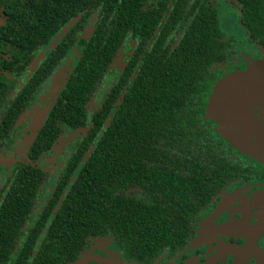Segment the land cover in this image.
<instances>
[{
  "label": "trees",
  "instance_id": "16d2710c",
  "mask_svg": "<svg viewBox=\"0 0 264 264\" xmlns=\"http://www.w3.org/2000/svg\"><path fill=\"white\" fill-rule=\"evenodd\" d=\"M8 1L0 0V5ZM30 1L39 5L52 3ZM128 5V9H122L118 0H94L99 16L95 38L80 49L75 73L61 90L57 108L60 114L55 113L45 125L31 149V157L35 159L44 147H50L57 136L55 131H59L57 119L77 126L84 124L82 119L92 118L86 105L102 79L113 74L111 62L121 45L134 50L127 68L133 80L127 82L125 99L116 103L122 96L121 77L104 110L94 116L90 134L96 142L95 150L88 153L60 212L55 213L56 222H48L49 229L39 247L35 246L34 235L37 227L44 225L42 215L35 216L31 204L25 202V215L16 219L23 208L7 201L4 211L10 221L23 224L30 220L32 237L21 225L0 216V264H66L79 257L89 235L100 234L105 228L122 236L129 256L149 262L157 251L178 242L174 236L187 222L179 216L186 212L189 218L195 215L194 194L201 192L207 200L216 188L210 184V176L203 173L228 164L226 143L220 142L202 117L191 111L192 101L198 97L194 93L211 87L214 62L227 56L217 10L207 0H174L165 21L164 10L150 17L145 10L136 9V0ZM18 13L15 27L22 24L23 14ZM69 19L64 18L61 24L46 19L50 34ZM46 24L40 26L46 28ZM105 24L109 27L104 29L106 35L101 33ZM50 132L53 136L49 138ZM87 148V144H81L70 165L79 164ZM173 171H180V175H172ZM68 180V176L62 184L57 180V197ZM171 180L179 183L171 187ZM46 181H51L47 173L24 166L18 184L33 196ZM157 181L162 185L158 186ZM156 189L163 193V200L155 194ZM153 195L155 201L158 198L156 202ZM57 203L53 195L50 209ZM170 216L184 224L170 226Z\"/></svg>",
  "mask_w": 264,
  "mask_h": 264
},
{
  "label": "flooded vegetation",
  "instance_id": "af4514ba",
  "mask_svg": "<svg viewBox=\"0 0 264 264\" xmlns=\"http://www.w3.org/2000/svg\"><path fill=\"white\" fill-rule=\"evenodd\" d=\"M130 1L118 0L122 9H128ZM173 1L136 0L135 6L139 12L150 13V17L156 11L164 10L166 21L172 12ZM8 3L0 5V216L6 217L13 225H21L31 238L30 220H24L23 224L10 221L4 211L7 201L12 206L20 205L23 210L16 214V219H20L25 215V202L30 203L31 212L35 216L42 215L41 222L44 223L35 230V246L39 247L49 229L48 222H56V214L72 189L73 180L78 178L88 153L95 150L96 142L90 134L94 116L104 110L103 106L113 95V88L121 77L122 96L116 103H123L125 99L127 82L133 78L127 75V68L134 50L123 45L118 48L110 66L113 74L102 79L86 105L92 118L82 119L84 124L77 126L68 121L63 124L57 119V136L54 135L50 147H44L34 159L31 149L37 144L45 125L53 120L55 113L60 114L57 108L62 99L61 90L75 73L80 49L94 40L99 16L97 18L94 0H52L48 5L30 0H9ZM207 3L217 10L220 38L226 44L227 56L214 62V73L209 82L211 87L194 93L198 97L192 101L191 111L202 117L206 127L220 142L226 143L228 164L222 169L203 173L214 179L209 178V181L216 188L209 193L210 196L207 195V200L202 198L201 192L194 194V217L189 218L188 212L179 216L180 220L187 219L185 224L170 216V226L184 224V228L174 236L178 242L157 251L151 261L133 259L122 244V236L105 228L100 234L89 235L79 257L66 264H264V156H259L260 159L244 154L240 149L243 142L226 137L224 130L229 134L230 128L223 124V121H231L235 123L233 129L241 131V139L249 137L255 145L264 143V90L242 94V99L230 102L227 97L223 100L224 107L212 106L215 87L229 76L244 74L257 66L261 74L255 71L264 78V0H207ZM223 6L237 12L238 16L233 11L235 18L230 20L234 18L235 25L241 28L238 36L223 31L220 22V7ZM18 12H22L23 19L22 24L15 27L13 25L19 23ZM67 17L70 18L67 23L50 34L46 19L61 24ZM230 20L226 21L227 25ZM78 22L81 23L78 25ZM42 24H46V28L41 27ZM104 29H109L108 24L101 32L106 35ZM62 53L65 55L60 58ZM221 100L222 97L217 98V102ZM50 136H53L52 132ZM81 144L88 145L83 159L79 164L70 165ZM24 166L47 173L51 180L44 182L33 196L18 184ZM171 174L180 175V171ZM67 176L69 183L57 197L55 184L57 180L62 184ZM168 183L173 187L179 181ZM156 184L162 185L160 181ZM27 188L33 190L30 185ZM52 194L58 203L50 209ZM155 194L164 199L159 189ZM174 200L171 199V205L175 204ZM156 201L153 195V202Z\"/></svg>",
  "mask_w": 264,
  "mask_h": 264
},
{
  "label": "rangeland",
  "instance_id": "374dc122",
  "mask_svg": "<svg viewBox=\"0 0 264 264\" xmlns=\"http://www.w3.org/2000/svg\"><path fill=\"white\" fill-rule=\"evenodd\" d=\"M233 11L231 9H229L228 7H225V6L220 7V22H221L223 31L226 34L233 35V36H238L241 33V28H239L238 26L235 25V22H234L235 15H234V13H236L237 16H238V14H237L236 11H234V13H233ZM230 14H233L234 16H231ZM232 17H234V18L232 20H230ZM228 20H230V21H229V23L227 25L226 21H228ZM235 28H237L236 32H235ZM230 31H233V32H230ZM255 70L260 72V74H261V69L259 67H257V66L253 67V69L250 70L249 72H252V71H255ZM249 72H246V73H249ZM229 102H230V100H229ZM224 103L225 102L223 100H221V101L217 102V104H215V107H218V106H223L224 107ZM223 124L226 127L230 128V130H229V134L230 135L228 134V131H226V129L224 130V135L226 137L230 136L234 140H239V141L243 142L240 149H242L244 154H246L248 156H252V157H258V158H260L259 156H261V157L264 156V143H260V145H258V144L255 145V144H253L252 141H249V137L241 139L239 137V134H240L241 131L240 130L237 131V130L233 129L235 127V123L232 124L231 121H228V120L223 121ZM230 137H229V139H231ZM42 160L43 159H41L40 161H42ZM94 261H96V260H94Z\"/></svg>",
  "mask_w": 264,
  "mask_h": 264
},
{
  "label": "water",
  "instance_id": "95a60500",
  "mask_svg": "<svg viewBox=\"0 0 264 264\" xmlns=\"http://www.w3.org/2000/svg\"><path fill=\"white\" fill-rule=\"evenodd\" d=\"M263 86L264 78H261L256 71L245 74H235L224 79L215 87L214 97H222V100H226V98L228 97V100L230 101H234L237 99L240 100L244 96L242 94H251L254 92L263 91ZM237 95L240 96L238 97ZM212 106H214V104H212ZM225 108H227L226 105Z\"/></svg>",
  "mask_w": 264,
  "mask_h": 264
},
{
  "label": "snow or ice",
  "instance_id": "6c2138e0",
  "mask_svg": "<svg viewBox=\"0 0 264 264\" xmlns=\"http://www.w3.org/2000/svg\"><path fill=\"white\" fill-rule=\"evenodd\" d=\"M216 103H217V98L216 97H213L212 104H216Z\"/></svg>",
  "mask_w": 264,
  "mask_h": 264
}]
</instances>
